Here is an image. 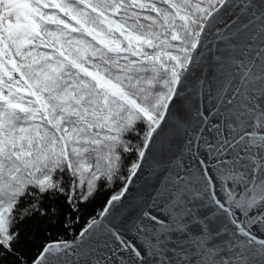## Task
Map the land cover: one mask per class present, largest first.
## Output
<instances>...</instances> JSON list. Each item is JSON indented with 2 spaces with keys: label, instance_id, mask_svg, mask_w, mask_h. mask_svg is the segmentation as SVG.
<instances>
[{
  "label": "snow or ice",
  "instance_id": "snow-or-ice-1",
  "mask_svg": "<svg viewBox=\"0 0 264 264\" xmlns=\"http://www.w3.org/2000/svg\"><path fill=\"white\" fill-rule=\"evenodd\" d=\"M0 264H264V0H0Z\"/></svg>",
  "mask_w": 264,
  "mask_h": 264
},
{
  "label": "trees",
  "instance_id": "trees-1",
  "mask_svg": "<svg viewBox=\"0 0 264 264\" xmlns=\"http://www.w3.org/2000/svg\"><path fill=\"white\" fill-rule=\"evenodd\" d=\"M117 187H119V183H117ZM104 195L106 196L107 193H104ZM103 198L104 196H98L94 205H88L86 209L82 208V210H85L86 214L93 212L95 208H98L100 206V203H102ZM28 202L29 200L26 199L24 202L21 203L20 207H25ZM53 203L61 209L62 213L57 222L53 223L50 217H41L39 215V212H36L31 217L26 218L22 222V224L19 225V227L29 229L33 232L37 245H39L45 240L57 239L58 234H62L65 231L61 223V221L64 220L63 213L67 212L68 210L67 204L65 203V197L60 196L56 201H51L47 197H45L43 203L41 204V208H47L50 204ZM86 214L84 217L81 218L80 224H75L76 229H79L81 227L82 223L84 222V219H86ZM49 232L51 233V235L48 234Z\"/></svg>",
  "mask_w": 264,
  "mask_h": 264
}]
</instances>
